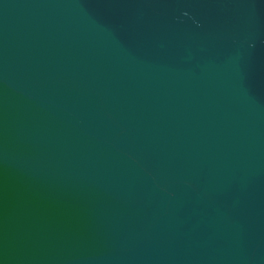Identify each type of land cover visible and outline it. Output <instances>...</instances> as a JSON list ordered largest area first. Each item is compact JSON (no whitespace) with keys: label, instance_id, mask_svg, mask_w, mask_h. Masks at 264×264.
I'll return each mask as SVG.
<instances>
[{"label":"water","instance_id":"95a60500","mask_svg":"<svg viewBox=\"0 0 264 264\" xmlns=\"http://www.w3.org/2000/svg\"><path fill=\"white\" fill-rule=\"evenodd\" d=\"M0 264H264V0H0Z\"/></svg>","mask_w":264,"mask_h":264}]
</instances>
